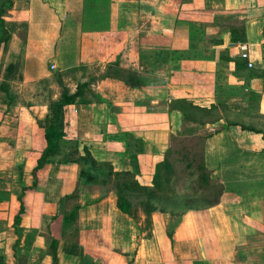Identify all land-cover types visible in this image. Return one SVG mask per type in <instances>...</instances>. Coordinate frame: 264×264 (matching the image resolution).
<instances>
[{
  "label": "crops",
  "instance_id": "obj_1",
  "mask_svg": "<svg viewBox=\"0 0 264 264\" xmlns=\"http://www.w3.org/2000/svg\"><path fill=\"white\" fill-rule=\"evenodd\" d=\"M82 4L83 0H12L3 16L0 136H7L5 127L13 121L18 133L32 141L29 148L11 147L14 155L27 158L16 163L22 165L16 177L19 191L13 192L12 199L0 196L4 262L52 264L46 240L43 245L40 236H53L59 240L58 264H264V0H111L110 27L101 45L95 40L99 33L85 31L91 24L87 25L91 9ZM132 9L144 21L139 30L146 26L141 36L145 47L139 52L144 60L127 47L122 54L113 52L130 43ZM162 41L178 53L172 56L171 70L169 63L147 61L155 51H162ZM241 44L248 47L251 67L240 56ZM188 46L201 49L189 51ZM93 63L101 66L87 75ZM74 72H79L80 79L65 83ZM137 74L139 81L128 78ZM149 77L160 81L155 78L152 83ZM37 83L45 86L47 96L39 95ZM78 84L83 93L64 107L65 136L56 155L66 157L70 152L72 147L61 150L65 142L80 144V155L86 144L101 160L104 154L113 157L114 171L139 167V184L150 186L170 132L185 122H198L186 121L179 110H169L172 100L187 99L202 108L212 107L216 115L203 125L209 132L205 164L224 187L219 202L187 210L175 219L169 237L156 224L145 228L146 215L135 218L133 212H121L115 194L104 185L79 184L78 188V164L67 160L59 167L58 197L52 202L39 200L41 213L34 206L28 211L25 200L38 189L30 188L32 169L44 147L42 126L50 114L49 105L65 90L74 93ZM21 92L30 95L26 103L17 101ZM33 123L37 130L32 125L22 127ZM49 166L45 163L38 171ZM72 193L76 197L68 196ZM20 194L22 202L17 198ZM227 197H232V204ZM73 198L77 208L67 205ZM12 200L18 203L14 212ZM21 204L18 235L13 220ZM46 219L47 225L42 226ZM28 235L35 239L30 241ZM17 239V247L29 245L18 249V258L13 249ZM36 251L38 260L31 256ZM21 254H27L26 262Z\"/></svg>",
  "mask_w": 264,
  "mask_h": 264
},
{
  "label": "rangeland",
  "instance_id": "obj_2",
  "mask_svg": "<svg viewBox=\"0 0 264 264\" xmlns=\"http://www.w3.org/2000/svg\"><path fill=\"white\" fill-rule=\"evenodd\" d=\"M141 1V0H140ZM99 5L97 4L96 6H93L91 11L88 13V18L89 20H87V25H90L85 29V31L87 32H96L99 33V36L97 38V34L95 36V40L97 39L98 44L101 45L102 40L106 39L105 36H103L105 34L106 31H108L109 27H110V13H111V0H99ZM131 14H129L130 16V20H131V25L130 27L133 29L132 33L129 32L128 34V39H129V44L127 45H120L118 50L114 53H119L122 54V51L127 50L128 52H130L131 50L134 51L137 56L138 59L140 57H142L144 60L145 57L143 55V53H139L143 50V48L145 47V43L143 41V38L141 36H143V31L145 29V27H143V31L139 30V26L141 25V21L143 20L141 18V16L139 15V11H137L136 9H132L130 10ZM136 11V13H135ZM9 12V10H8ZM7 12V13H8ZM6 13V14H7ZM144 22V21H142ZM147 25H150V22L147 23ZM10 31V30H9ZM5 32V30H4ZM6 32H8L6 30ZM94 34V33H93ZM10 35H5L4 36V40L7 39ZM92 38V37H91ZM135 41L137 40V43L134 44L132 42V40ZM141 39V40H140ZM168 44V43H164L162 41V51L161 48L159 49L158 53H153L152 58L150 59L149 57H147V61L150 62H166L169 63L167 66V69L171 70V67H173V58L172 56H176L178 55L177 52H173L172 48H166L164 45ZM207 45V43H206ZM107 45H105L103 47V49L106 47ZM204 47V46H203ZM98 49V48H97ZM189 51H197L199 49H201V47H197V46H193L192 48L190 46H188ZM99 51L102 50V47H99L98 49ZM107 50V49H105ZM177 50V49H175ZM154 52V50H153ZM134 53V54H135ZM151 54V53H150ZM160 59V61H158ZM98 64H91V67L89 68V70L87 71V75L92 73V69H96V71L99 70V66ZM96 67V68H95ZM111 72V70L109 71ZM53 78V76H51ZM139 77L141 78L140 75H134V76H129L128 78L133 79V80H137L139 81ZM156 78V77H155ZM154 77H149L150 82L153 83V81L155 80ZM75 79H80V74L79 72H74L72 75H69V77H67V81L65 83H72ZM142 79V78H141ZM157 79V78H156ZM158 81H160L159 79H157ZM145 82V80H144ZM143 83V81H142ZM158 84V83H157ZM156 84V85H157ZM155 85V84H154ZM26 88H28L27 86H25ZM31 87H33V84L28 88L29 90L31 89ZM37 89H41L42 92H40V96L45 97V95L47 96L49 94L48 91L45 90V92H43L44 90V85L41 83H37ZM31 91V90H30ZM33 91V90H32ZM37 91V90H34ZM52 94V93H51ZM3 94L0 93V97H2ZM30 95L27 94V92H21L19 99H17L18 103H22V102H27L29 101ZM187 100V99H186ZM49 101V99H48ZM189 102H191L190 100H187ZM50 102V101H49ZM193 104V103H192ZM172 105V104H171ZM171 105L169 110H174L171 109ZM195 105V104H194ZM199 107V106H198ZM81 112V111H80ZM79 112V113H80ZM203 115L202 117L205 119H202L200 122L201 123H197V124H191V123H181L182 125L180 126L179 129L175 130L174 132H170V136L168 141L165 142L164 145V150L162 153V157H159L160 160H162L164 158V156H167L168 159L174 164V169H173V179L171 181V187H173V193L172 196L178 200L176 201L177 204L176 205H168L167 202L163 201V202H157L159 205H165V207L167 209H173L174 211H186L187 208L192 207L196 210H201L202 208H204L205 206L207 207L208 204H213L216 199L213 195L209 196L208 195V190L205 187L204 183L202 182L201 179V173L203 171L208 172V174H211V172L208 170V168L206 167L205 170L203 168H201V166L205 163V146H206V138L208 137V127H206L205 122L206 121H210V119L208 120L207 118L209 116H216L213 113H211V115L208 112H202ZM206 114V115H205ZM9 119V118H8ZM13 122V121H12ZM11 121L9 122V127L7 128V126L5 127L6 130V135L7 136H0V148H1V153H4L3 155H0V196L1 195H11V199L13 198V192L19 191L18 186V181L16 180L17 175L20 174L21 175V171H22V165H18L16 164L18 161H21L22 159L26 160V156H21V155H14L12 153L14 147L11 149L12 146L15 145H19L22 147H26L29 148L30 146H32V141L31 138L28 137H23L22 135H20L16 129V125H13ZM31 125L34 127V130H37L35 124H25L22 125L23 129L24 128H29L31 127ZM209 126V125H208ZM77 142V141H75ZM78 143V142H77ZM4 147V149L2 148ZM73 147L75 149H77V151L79 152V147H81L80 144H77L76 146H73V143L70 144L69 142H65L63 143V146L61 147V150H66L64 148H70ZM85 149H86V155L85 157H82L83 159L81 160V162L79 163V165H77V171H76V183H77V187L79 188V184H90V183H98L101 185H104L106 190L108 191V188L110 190L113 191V193L115 194V197H117L115 189L116 184L119 183L120 180L117 179V177H115L116 175H114V170L113 167L115 166L113 163H115L114 158H109L110 156L108 154H104L105 159L101 160L99 159L100 155H93L91 153V151H89V146L88 145H84ZM72 148V149H73ZM168 148V154H166L165 149ZM170 151V152H169ZM71 153V151H70ZM69 153V154H70ZM166 154V155H165ZM81 155H77L74 154L73 151V156H67L65 157L63 154L59 155H54L51 156L49 158V161L46 162V164H50V166L47 168V170H39L37 172V186H35L34 188H38L36 189L30 198H28V200L26 199V204H27V210L30 207H35L36 209H38L37 211H39V213H41L43 206L41 204V201L39 200H45L44 202H46V200H48L49 202H52L53 199H56L58 197V195L61 192V187H60V182H61V178H60V165L62 164L61 162H65L67 160H71V158H79ZM137 159V158H136ZM92 160H94L96 163H93ZM158 160V162L160 161ZM133 161V160H132ZM137 162V161H136ZM157 163V162H156ZM137 166L138 162L136 163ZM44 168V167H43ZM134 169V167H133ZM139 169V167H137L136 169H134L132 171L133 177L137 180L136 175H137V170ZM116 171H120V170H116ZM123 171V170H121ZM130 171V170H129ZM32 179V177H31ZM55 181V184H50L51 181ZM138 182V180H137ZM139 183V182H138ZM73 185V184H72ZM78 188H76V194L78 195ZM241 190L243 191H247V188L245 187H240ZM226 189V188H225ZM129 193V196H127V198L132 202V212L133 215L135 214V218L139 217V214H144L146 215L143 211V208L138 204L139 200L143 198V193L141 191H136V190H126ZM229 191V189L227 190ZM15 195V193H14ZM171 196V197H172ZM234 197V196H233ZM232 197H227L225 200L229 201L232 204ZM220 199H218L217 202H219ZM39 201V204L36 206V202ZM75 198H73V200H71L67 205L68 206H73L75 205L74 202ZM187 201L190 202V206L188 207L186 203ZM216 202V203H217ZM215 203V204H216ZM18 203L15 202V200L11 201V212H14V207L17 206ZM214 205V204H213ZM232 207V205H230ZM158 207V206H157ZM51 208V207H50ZM230 209V208H229ZM231 210V209H230ZM29 211V210H28ZM233 213L235 212L234 210ZM231 211L228 212V214L231 213ZM142 212V213H141ZM153 213H156L157 215L154 216L153 218ZM138 216V217H137ZM147 216V215H146ZM140 219V218H139ZM147 219V218H146ZM144 219V223H145V228H151L154 226V224H156V226H158V228L160 230H162V232L165 231L168 234V231L173 228V224H175L176 221H174L176 218L171 216L169 213H164L161 212L159 210L152 212L150 215H148V223L147 220ZM49 219H46V224L42 223V226H46L48 223ZM150 222V224H149ZM153 224V226L151 225ZM143 225V222H142ZM44 228V227H43ZM29 237H27V239L34 240L35 237H31V235H28ZM9 237V236H8ZM42 237L43 241L42 244L44 245V241L46 240V236H40V238ZM103 242L107 241V236H103L101 237ZM3 241V240H2ZM29 246L28 244H24L23 247H17L19 250H21L24 247ZM45 246L46 243H45ZM40 252H34L33 254H31L32 257H34L36 260L39 259ZM25 260V262L27 261V254H21V260ZM21 264H23V262H20Z\"/></svg>",
  "mask_w": 264,
  "mask_h": 264
},
{
  "label": "trees",
  "instance_id": "obj_3",
  "mask_svg": "<svg viewBox=\"0 0 264 264\" xmlns=\"http://www.w3.org/2000/svg\"><path fill=\"white\" fill-rule=\"evenodd\" d=\"M99 0H83V6L87 9H92L93 6L99 5ZM12 7V0H0V28L3 30L4 26V20L3 16L10 10ZM2 42V38L0 36V44ZM237 64V61H236ZM85 85V84H84ZM76 91L72 94H70L67 90L63 91L56 101L50 103V114L45 119V122L43 124V139H44V147L41 151V154L36 160V164L34 168L32 169V175H33V184L30 186L31 189H33L36 186L37 183V177L36 173L38 169L42 168L46 162L49 161V158L51 156H54L59 151V143L64 138L65 132H64V107L69 104L75 103V100L80 94L83 92L82 84H78L76 87ZM82 103H85V99L79 100ZM171 109L179 110L182 114L183 119L186 121H194L197 123H201L200 121L203 118V111L208 112L211 115V109H206L202 107H198L191 102L187 101L186 99H174L171 101ZM206 115V114H205ZM244 128L250 127L242 125ZM126 142V140H125ZM76 146V145H75ZM73 148V147H72ZM71 148V153L67 154V156H73L74 154L80 155L77 149ZM166 154H168V148L165 149ZM170 152V151H169ZM86 149L83 147V154L75 159L71 158L69 161H73L79 165L82 157H85L86 155ZM165 154V155H166ZM66 156V157H67ZM131 158L135 160V156L131 155ZM93 163H96L94 160H92ZM206 164L204 163L201 168L205 170ZM173 169L174 164L168 159L167 156H164L162 160L155 163L154 165V172L152 175L151 185L150 186H144L137 182V180L133 177L132 171H114L115 177H117L119 183L116 184V205L117 208L126 214H132V202L127 198L129 196V192L126 190H136L141 191L143 193V198L139 200V205L143 208V212L147 215V223L149 221L148 215H150L152 212H155L157 210L169 213L171 216L177 218L182 217V215L187 210H193L194 208L189 207L190 202L187 201L186 203L189 208L186 209V211H174L173 209H167L165 205H159L157 202H167L168 205H176L178 200H176L173 196V187H171V181L173 179ZM201 179L204 183L205 187L207 188L208 195H213L216 199V201L213 203L215 204L221 193L224 190L223 185L218 181L217 178L213 177L212 174H208V172L203 171L201 173ZM28 187H22V190H26ZM238 191V189H235ZM69 197H76L75 193H72L71 195H68ZM172 196V197H171ZM22 194H20L17 198L22 202ZM208 204L207 207L213 205ZM158 206V207H157ZM73 207L77 208V205H73ZM206 207V206H205ZM204 207V208H205ZM24 210L23 205H20L18 213L14 216L13 220V226L16 229L17 234H20L21 228L19 227L20 224V213H22ZM176 221V220H175ZM177 222V221H176ZM150 224V222H149ZM168 236H172V228L168 231ZM58 239L53 236H47L46 239V245H47V254L51 255L52 257V264H58V256H57V248H58ZM18 239L16 240L15 244L13 245V249L15 252V256L18 258ZM0 264H6L4 262L3 257L0 255Z\"/></svg>",
  "mask_w": 264,
  "mask_h": 264
},
{
  "label": "built area",
  "instance_id": "obj_4",
  "mask_svg": "<svg viewBox=\"0 0 264 264\" xmlns=\"http://www.w3.org/2000/svg\"><path fill=\"white\" fill-rule=\"evenodd\" d=\"M239 50H240V56L244 59H246L247 61V66L251 67L253 66V62L250 60V56H249V50L246 44H241L238 45ZM54 65H51V68H53ZM74 112H76V109H74Z\"/></svg>",
  "mask_w": 264,
  "mask_h": 264
}]
</instances>
